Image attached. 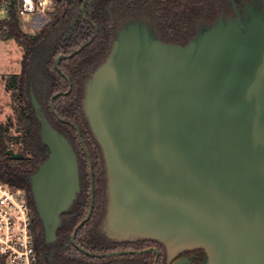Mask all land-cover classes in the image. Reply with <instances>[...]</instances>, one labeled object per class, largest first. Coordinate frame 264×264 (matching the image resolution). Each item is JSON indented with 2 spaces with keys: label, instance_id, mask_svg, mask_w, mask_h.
Returning <instances> with one entry per match:
<instances>
[{
  "label": "water",
  "instance_id": "obj_1",
  "mask_svg": "<svg viewBox=\"0 0 264 264\" xmlns=\"http://www.w3.org/2000/svg\"><path fill=\"white\" fill-rule=\"evenodd\" d=\"M227 2L230 13L201 22L184 45L161 41L145 17L124 19L84 85L82 109L104 160L108 238L154 240L170 253L201 248L203 264H264V0ZM29 96L48 149L30 189L51 243L80 191L78 164ZM90 178L71 243L91 257L119 255L74 243L92 212Z\"/></svg>",
  "mask_w": 264,
  "mask_h": 264
},
{
  "label": "trees",
  "instance_id": "obj_2",
  "mask_svg": "<svg viewBox=\"0 0 264 264\" xmlns=\"http://www.w3.org/2000/svg\"><path fill=\"white\" fill-rule=\"evenodd\" d=\"M227 0H54L48 13L49 23L35 34L20 28L14 9L0 21L4 39L14 40L23 54L20 72L7 77L5 85L16 102V135H9V125H0V181L25 192L33 211L34 246L37 264H93L111 260L91 257L71 243V235L89 209V164L83 155V185L72 207L61 215L56 238L50 244L43 239V227L36 213L30 189V176L47 155L40 141L39 124L30 103L32 90L36 99H45L44 115L56 130L81 150L77 126L93 163L94 204L90 218L80 227L76 246L92 254L117 250V243L101 230L106 208V176L101 149L93 138L82 109L84 85L110 52L119 24L129 17H145L165 43L184 45L196 33L201 22H212ZM56 62L58 69L56 68ZM58 94V95H56ZM53 100L52 108L50 101ZM72 137V138H71ZM11 145L17 146L13 149ZM22 155L11 159L8 150ZM0 264H6L0 257Z\"/></svg>",
  "mask_w": 264,
  "mask_h": 264
},
{
  "label": "built area",
  "instance_id": "obj_3",
  "mask_svg": "<svg viewBox=\"0 0 264 264\" xmlns=\"http://www.w3.org/2000/svg\"><path fill=\"white\" fill-rule=\"evenodd\" d=\"M54 0H0V21L14 9L31 30L49 23ZM33 216L25 192L0 181V257L6 264H37Z\"/></svg>",
  "mask_w": 264,
  "mask_h": 264
},
{
  "label": "flooded vegetation",
  "instance_id": "obj_4",
  "mask_svg": "<svg viewBox=\"0 0 264 264\" xmlns=\"http://www.w3.org/2000/svg\"><path fill=\"white\" fill-rule=\"evenodd\" d=\"M234 1L237 2V0ZM221 8L225 11L226 14H229L231 11L230 2L225 1V3L221 6ZM206 23L209 22L206 21ZM70 126H72L76 131L77 139L79 140V143L81 145L82 153L80 152V149L77 147V145H75L76 143L74 138L71 137L72 139H70L69 137L65 136L62 132L61 133L66 137V139L71 144L76 154V159L78 164L79 188H80L79 192H81L83 185V180L81 179L82 177L81 170L83 168L81 162L83 161L82 154H84L89 164V205H90V194H91V178H90L91 172H92V182H93V204H94L95 185H94V177H93L94 176L93 163L90 158L89 152L84 145V141L77 126L74 125L73 123H70ZM32 216H33V211H32ZM43 239L46 244H50L45 241L44 231H43ZM112 241L118 244L116 246L117 250H113L107 253L120 252L121 254L108 257L111 258V260L102 263L100 262L99 264H174L178 261H183L184 262L183 264H203V261L206 257L205 251L201 248L184 249L178 252L170 253L166 250V248L163 245H161L160 243L154 240H149V239L137 238L133 240H121V241L112 240Z\"/></svg>",
  "mask_w": 264,
  "mask_h": 264
},
{
  "label": "rangeland",
  "instance_id": "obj_5",
  "mask_svg": "<svg viewBox=\"0 0 264 264\" xmlns=\"http://www.w3.org/2000/svg\"><path fill=\"white\" fill-rule=\"evenodd\" d=\"M20 28L26 34H35L39 30H31L27 23L20 19ZM4 29L0 28V125H9L8 134L16 135V120L14 113L15 100L12 93L7 90L5 81L11 75L19 74L22 49L14 40L4 39ZM42 106L45 99H38ZM13 149L17 146L11 145Z\"/></svg>",
  "mask_w": 264,
  "mask_h": 264
},
{
  "label": "crops",
  "instance_id": "obj_6",
  "mask_svg": "<svg viewBox=\"0 0 264 264\" xmlns=\"http://www.w3.org/2000/svg\"><path fill=\"white\" fill-rule=\"evenodd\" d=\"M22 54H23V52H22Z\"/></svg>",
  "mask_w": 264,
  "mask_h": 264
}]
</instances>
